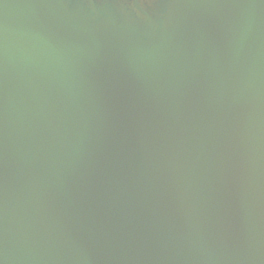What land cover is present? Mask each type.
Instances as JSON below:
<instances>
[{"label":"water","instance_id":"water-1","mask_svg":"<svg viewBox=\"0 0 264 264\" xmlns=\"http://www.w3.org/2000/svg\"><path fill=\"white\" fill-rule=\"evenodd\" d=\"M3 264H264V0H2Z\"/></svg>","mask_w":264,"mask_h":264},{"label":"snow or ice","instance_id":"snow-or-ice-1","mask_svg":"<svg viewBox=\"0 0 264 264\" xmlns=\"http://www.w3.org/2000/svg\"><path fill=\"white\" fill-rule=\"evenodd\" d=\"M126 3H129V0H125ZM0 3H2V0H0ZM0 264H3V261L0 260Z\"/></svg>","mask_w":264,"mask_h":264}]
</instances>
